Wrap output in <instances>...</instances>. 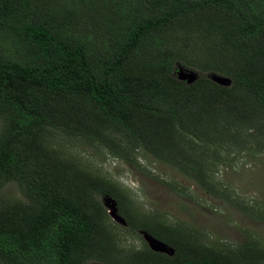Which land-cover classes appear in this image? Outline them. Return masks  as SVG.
<instances>
[{
	"label": "trees",
	"instance_id": "obj_1",
	"mask_svg": "<svg viewBox=\"0 0 264 264\" xmlns=\"http://www.w3.org/2000/svg\"><path fill=\"white\" fill-rule=\"evenodd\" d=\"M262 133L264 0H0V264H264L253 241L226 251L137 215L49 145L139 150L210 194L206 160L259 153ZM98 197L163 251L121 248Z\"/></svg>",
	"mask_w": 264,
	"mask_h": 264
},
{
	"label": "rangeland",
	"instance_id": "obj_2",
	"mask_svg": "<svg viewBox=\"0 0 264 264\" xmlns=\"http://www.w3.org/2000/svg\"><path fill=\"white\" fill-rule=\"evenodd\" d=\"M49 145L118 185L137 215L181 228L199 242L226 251L235 250L247 241L264 249V149L256 154L245 150L226 157V152L240 147L228 145L218 151L214 160H206L214 183L209 194L174 167L139 150L129 154L126 161L112 157L94 143L81 146L61 136L51 137ZM7 192L18 196L13 186L7 187ZM97 200L107 212L110 210L112 203L106 197ZM110 213L107 217L114 224L113 232L121 248L136 251L143 244L147 247L143 231H130L114 207Z\"/></svg>",
	"mask_w": 264,
	"mask_h": 264
},
{
	"label": "water",
	"instance_id": "obj_3",
	"mask_svg": "<svg viewBox=\"0 0 264 264\" xmlns=\"http://www.w3.org/2000/svg\"><path fill=\"white\" fill-rule=\"evenodd\" d=\"M175 77L178 81L184 82L185 84L189 85L191 83L194 82V80L196 79V75L190 71H186L183 70L179 67H177L174 71ZM210 80L220 86H227L229 85V80L222 78V77H218V76H210ZM109 201H111L112 204H110V210L107 212V214H111L110 211L112 212V209L114 207V202L107 198ZM142 238L144 240V242L147 244V247L149 250L153 251V252H161L163 251V245L158 242L157 240H155L154 238L150 237L147 234H143Z\"/></svg>",
	"mask_w": 264,
	"mask_h": 264
}]
</instances>
